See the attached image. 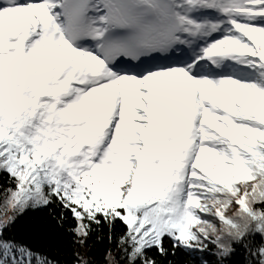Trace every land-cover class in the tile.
I'll return each instance as SVG.
<instances>
[{
    "label": "snow or ice",
    "instance_id": "6c2138e0",
    "mask_svg": "<svg viewBox=\"0 0 264 264\" xmlns=\"http://www.w3.org/2000/svg\"><path fill=\"white\" fill-rule=\"evenodd\" d=\"M0 173V264H56L6 234L52 204L125 264H264V0H0Z\"/></svg>",
    "mask_w": 264,
    "mask_h": 264
},
{
    "label": "trees",
    "instance_id": "16d2710c",
    "mask_svg": "<svg viewBox=\"0 0 264 264\" xmlns=\"http://www.w3.org/2000/svg\"><path fill=\"white\" fill-rule=\"evenodd\" d=\"M8 185V177L0 173V188ZM63 212V220L61 213ZM74 225L71 214L63 210L58 204L48 207L29 209L23 215L18 216L15 223L7 230V236L29 246L34 252H38L56 261V264H77L82 257L88 264H125L122 252L117 247V239L122 234L123 225L117 222L111 230L105 224L93 226L87 241L80 245L75 242V237L70 231ZM211 248V246H210ZM158 264H219L213 251L203 254L188 253L177 249L176 254L161 257L153 252ZM228 264H243L242 253L238 250Z\"/></svg>",
    "mask_w": 264,
    "mask_h": 264
}]
</instances>
